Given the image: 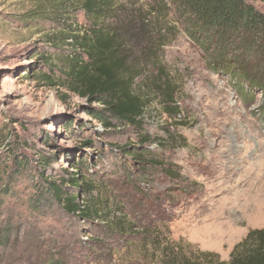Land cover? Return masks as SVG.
Here are the masks:
<instances>
[{
	"label": "rangeland",
	"instance_id": "1",
	"mask_svg": "<svg viewBox=\"0 0 264 264\" xmlns=\"http://www.w3.org/2000/svg\"><path fill=\"white\" fill-rule=\"evenodd\" d=\"M246 2L264 13V0ZM79 4L0 0V184L11 173L15 182L0 197V264H161L153 236L163 244L181 239L190 249L228 261L250 229L264 228V84L214 65L188 36L172 0H115L119 8L111 21L121 24L122 50L143 66L157 49L180 110L169 118L157 100L146 108L143 130L155 139L150 151L172 165V174L140 172L118 147L137 144L133 128L105 130L90 114L100 104L33 76L48 71L41 55L57 74L64 66L73 48L52 40L59 30L54 11L85 27ZM261 50L259 57L242 56L250 63L249 77L264 72ZM153 75L148 66L141 79L151 84ZM141 90L150 93L145 85ZM44 156L55 161L40 174L54 180L60 169L83 159L82 171L97 187L88 199L98 201L106 216L84 221L54 201L33 202L42 182L35 161ZM21 159L25 168L17 173L15 161ZM224 208L232 214H223ZM119 225L128 227L125 235L107 232ZM90 235L105 243L94 253L85 243ZM107 246L114 249L110 262Z\"/></svg>",
	"mask_w": 264,
	"mask_h": 264
},
{
	"label": "trees",
	"instance_id": "2",
	"mask_svg": "<svg viewBox=\"0 0 264 264\" xmlns=\"http://www.w3.org/2000/svg\"><path fill=\"white\" fill-rule=\"evenodd\" d=\"M172 2L175 10H178L186 22L188 36L209 54L214 65L225 66L238 79H244L242 81L264 84V72L249 77L250 63L246 66L244 62L248 60L242 57L243 55L259 57V51L262 49L261 52H264V13L255 9L246 0H172ZM118 8L119 5L115 6V0H80L77 9L85 13L87 21L85 27L66 21L64 16L66 12L54 11L59 30L53 33L52 40L68 42L73 49L65 58L64 66L58 68V74L56 67L50 64V58L41 55L40 58L44 59L43 64L48 71H35L33 76H38L48 85H61L90 102L100 104L101 107L92 108L90 114L99 120L105 130L118 126L133 128L137 144L126 142L119 145L124 155L142 167L139 169L140 172L146 173V168H155L169 175L172 174V165L163 163L161 155L152 154L150 151L149 145L155 142V139L144 132L143 115L151 101L157 100L162 111L169 118H175L180 113L174 99L176 86L167 76L161 61H158L157 49L150 53L151 61L145 62L143 66L132 64L128 59L122 50L121 24L117 22L116 25L112 24ZM148 66H151V72L154 73L151 84L147 83L146 79H141L144 78ZM56 78L59 81H56ZM141 81H144L142 84L147 86L149 94L142 93ZM137 87L140 90H137ZM180 138L183 139L181 136ZM2 141L4 147L9 150L8 141L4 139ZM84 144H91V141ZM54 161L55 159L47 156L38 157L35 161L42 182L36 186L33 202L42 199L46 202L54 201L65 213L84 221L100 220L106 216L97 204L98 201L92 199L93 197L88 199L97 191V187L94 182L86 179L82 171L81 164L85 161L78 160L71 163L70 168L60 169L61 175L58 179L42 176L40 173L48 169ZM15 162L17 173H21L25 168V161L21 159ZM12 176L11 173L5 180L2 179L0 197L8 194L10 186L15 184ZM127 228L125 225H119L118 228L107 227V232L125 235L124 231ZM153 237L154 253L159 254L161 264H264V228L250 229L245 237L234 245L228 261L220 259L219 254L212 251L190 249V246L184 244L181 239L163 244L158 236ZM85 243L92 253L103 248L105 244L94 235L86 237ZM105 249L106 261L110 262L113 260L114 249L110 246Z\"/></svg>",
	"mask_w": 264,
	"mask_h": 264
},
{
	"label": "bare ground",
	"instance_id": "3",
	"mask_svg": "<svg viewBox=\"0 0 264 264\" xmlns=\"http://www.w3.org/2000/svg\"><path fill=\"white\" fill-rule=\"evenodd\" d=\"M223 214H228L230 215L231 212H233L230 208H224V210H221ZM232 214V213H231Z\"/></svg>",
	"mask_w": 264,
	"mask_h": 264
}]
</instances>
